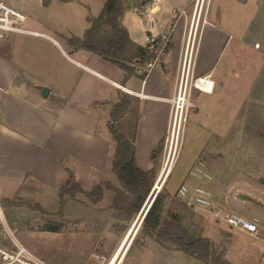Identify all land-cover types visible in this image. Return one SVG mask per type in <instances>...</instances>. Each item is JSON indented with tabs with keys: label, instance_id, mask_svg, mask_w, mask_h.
I'll return each instance as SVG.
<instances>
[{
	"label": "rangeland",
	"instance_id": "1",
	"mask_svg": "<svg viewBox=\"0 0 264 264\" xmlns=\"http://www.w3.org/2000/svg\"><path fill=\"white\" fill-rule=\"evenodd\" d=\"M2 1L19 10L21 6H27L26 20L20 24L24 29L47 31L45 20L47 16H51L60 33L52 34L67 49L70 47L66 38L83 37L88 27L86 20L80 18L75 10L70 15L62 0H53L50 6H47L48 0ZM170 1L153 0L149 4H159L163 8L160 14L152 15L154 26L148 10H129L125 22L131 37L140 43H146V37L150 33L159 35L167 25L171 26V21L165 15L168 9L164 8ZM194 1L189 0V16L192 15ZM202 3L196 48L203 34L205 20L209 22L208 19L229 29L234 37L231 39L232 44L228 45L220 57L214 76H209L214 82L212 92L193 89L192 106L178 142L173 169L162 188L164 177L157 183L158 188H161L160 192L166 196L163 217L171 213L174 215V211L179 217L182 214L185 224L199 227L202 235L213 241L216 249L234 264H264V183L259 181V176L264 175V0H201ZM72 6L70 5V9L74 8ZM23 33L0 30V45L10 63L12 61L11 70L14 64L17 65L12 85L20 93L22 103L17 109L24 117V129L32 136L43 139L49 136V126L46 127L44 122L39 123L36 118L40 116L39 112L53 113L58 108L56 104L43 103L33 85L36 81H52L55 72L58 74L55 76L58 81L61 79L59 74L66 67L60 52L51 41ZM166 37L171 44L170 35ZM171 49L172 46L169 51ZM122 92L132 97L134 109L126 116L125 121L117 124V128L121 131L125 123L133 136L140 118L139 107L134 94L124 90ZM11 99L7 95L5 105L10 104L9 107H12ZM101 113L98 125L100 132L106 125V119L108 127L110 121V115H105L103 111ZM34 125L38 129L37 133L32 132ZM108 132L112 135L111 131ZM166 144L165 136L160 148V161H155L153 166L159 171L157 178L163 169ZM32 153L21 152L20 158ZM40 153L43 157L48 155V152ZM57 153L54 152V157ZM114 153L106 152L104 165L97 171L86 168V164L70 157V153L67 157L63 154L58 165L54 162V168L74 166L83 175H92L88 180L82 181L83 185L80 184L86 192L107 182L121 187L112 170ZM40 163L45 162H38ZM68 172L70 178L74 172ZM67 181L62 184L59 182L56 186L36 179L35 175H28L20 189L13 182L4 194L8 197L18 195L23 200L31 201L32 206L38 204L45 210L54 212L59 207V190ZM181 184L202 187L212 193L217 203L245 216L257 218L260 224L258 237L217 222L207 210L197 207L183 210L179 205L182 197L179 193ZM238 193L250 195L260 204L239 200ZM1 195L2 204L5 197ZM77 196V201L67 204L64 226L59 231L46 230L42 213L38 209L32 211L25 207L26 209L17 213L15 225L8 221L13 235L48 264H108L119 250L121 252L115 264H199L183 251H167L162 248L156 237L146 236L142 232V225L137 229L140 224V218L137 217L141 210L129 218L127 212L120 211L113 205V190L106 189L103 198L97 202L91 201L87 194Z\"/></svg>",
	"mask_w": 264,
	"mask_h": 264
},
{
	"label": "crops",
	"instance_id": "2",
	"mask_svg": "<svg viewBox=\"0 0 264 264\" xmlns=\"http://www.w3.org/2000/svg\"><path fill=\"white\" fill-rule=\"evenodd\" d=\"M52 1L48 0L47 6H50ZM106 1L62 0L64 8L68 9L70 15H73L71 11L75 10L79 13L80 18L86 20L88 27L90 25L89 18L98 17ZM189 4V0H171L165 4L164 8L168 9L165 11V15L168 17V21H171V26L168 27L167 25L159 35L150 34L155 38L170 35L173 43L172 52L168 51L161 56L160 60L154 61L153 67L147 69L148 73L145 79L132 77L125 85L124 72L101 56L83 49H67L52 34L54 32L59 33V31L52 22L51 16H47L45 20V25L47 24L48 27L47 31L27 28L26 30L31 32H24L23 34L35 35L51 41L60 52L66 67V70L59 74L61 79L58 81L55 79V76H58L55 72L53 73L54 81H41V83L36 81L33 85L34 90L38 92V98L42 99L43 103H49V105L53 103L58 108L53 113L50 111L39 112L40 116L36 118L39 123L44 122L46 127L49 126V136L43 139L32 136L24 129V117L17 109L22 103L20 93L12 85L13 78L16 76L14 68L17 65L14 64V68L11 70L12 61L10 63L3 46L0 45V195L4 194L13 182H16L20 189L28 175H35L36 179L56 186L59 185V182L62 184L68 180V170L74 172L73 175L80 184L83 183V180H88L87 178L92 175H83L74 166L67 165V167L57 169V167L54 168V164L58 165L61 162L63 154L67 157V154L70 153V157L81 160L90 170L97 171L98 168H102L106 159V152H116L117 143L108 132L110 131L108 119L105 121L106 125H103L104 131L103 129H100L101 132L98 131L102 116L101 111L105 115H111L112 106L118 101L120 91L127 89L143 94L142 96L135 95L140 118L135 128L134 137L130 134L131 129L125 123L121 132L128 138L135 140L137 165L142 170L153 168L152 154L160 142L164 140L168 130L170 117L168 99L175 91L191 18L195 11L198 14L200 9V2L196 7L197 0H195L191 7L192 15L189 16L187 13ZM70 5H73L74 8L70 9ZM26 7V5L21 6L22 9L20 8V10L25 13ZM142 8L144 11H149L151 23L154 26L152 15L160 14L163 10L162 6L156 4L146 5ZM133 11L137 10L133 9ZM125 18L124 23L127 27ZM208 20L197 48L196 73L200 76L213 77L214 69L220 57L228 45L232 44L231 39L234 36L229 29L215 24L210 19ZM127 29L130 31L128 27ZM69 37L71 36L67 38ZM37 83L40 84L39 87ZM40 87L49 88V94L43 96ZM7 95L12 98L10 101L12 107H9L10 104L5 105L4 103ZM125 119L126 117L124 121ZM32 132H38L36 125H34ZM21 152L33 153L29 156H23L22 159L20 158ZM40 152H48V155L43 157ZM54 152H58L55 157ZM42 161L45 163L38 164ZM1 196L8 197L7 194Z\"/></svg>",
	"mask_w": 264,
	"mask_h": 264
},
{
	"label": "trees",
	"instance_id": "3",
	"mask_svg": "<svg viewBox=\"0 0 264 264\" xmlns=\"http://www.w3.org/2000/svg\"><path fill=\"white\" fill-rule=\"evenodd\" d=\"M152 2L153 0H107L101 14L89 18L90 25L83 37L66 38L68 46L72 50L83 49L99 55L120 68L124 72V85L132 77L145 79L148 63L161 58L173 47V43L171 41L169 44V39L163 36L146 44L136 42L125 26L124 18L129 10L141 11L142 7ZM133 102L130 95L120 91L118 101L112 106L109 121V129L117 143L112 170L121 187L107 182L97 185L91 192H86L71 174L67 183L59 190V207L56 211H47L38 204L32 206L31 201L23 200L18 195L5 197L2 206L7 221L15 225L19 211L25 207L32 211L38 209L42 213L43 221H46L45 229L59 231L64 226V211L69 202L77 201L78 194H87L91 201H100L106 189L114 191L113 205L120 211L127 212L129 218L139 213L153 189L159 171L155 167L142 170L137 165L134 138H128L117 128V124L133 110ZM161 146L162 141L152 154L154 162L160 161ZM165 203L166 196L159 192L142 223V232L146 236L156 237L158 244L167 251H183L195 258L199 264H234L216 249L213 241L202 235L199 227L185 224L182 214L179 218L172 213L163 217ZM179 205L183 210L191 208L182 199ZM4 241L10 243L7 238Z\"/></svg>",
	"mask_w": 264,
	"mask_h": 264
},
{
	"label": "built area",
	"instance_id": "4",
	"mask_svg": "<svg viewBox=\"0 0 264 264\" xmlns=\"http://www.w3.org/2000/svg\"><path fill=\"white\" fill-rule=\"evenodd\" d=\"M159 2L160 0H154ZM200 0H197L196 7ZM200 9L197 14H193L189 32L186 37L184 51L182 54L178 78L173 95L168 99L170 104L169 126L166 134V157L163 164L162 172L165 171L168 165L174 164L176 152L178 151V142L184 132L187 116L190 107L192 106V92L194 88L201 90L198 87V81L209 76H199L196 73V40L197 32L200 25ZM26 14L19 9L6 4L0 0V30L11 32H31L20 26L25 22ZM207 23V20H205ZM3 36V33H1ZM155 37L147 36V42H154ZM154 61L148 63L147 69L152 68ZM209 82V81H208ZM207 82V83H208ZM214 83V82H213ZM131 94L142 96V93L133 90H126ZM180 196L191 208L197 207L207 210L211 213L217 222L225 223L231 227L246 231L257 236L259 233L260 224L257 218H251L235 212L214 200L212 193L202 187H189L186 184H181L179 188ZM9 239L10 243L5 242V238ZM109 261L108 264H110ZM0 264H48L43 259L35 255L30 249L23 245L13 235L9 223L7 221L3 206L0 202Z\"/></svg>",
	"mask_w": 264,
	"mask_h": 264
},
{
	"label": "water",
	"instance_id": "5",
	"mask_svg": "<svg viewBox=\"0 0 264 264\" xmlns=\"http://www.w3.org/2000/svg\"><path fill=\"white\" fill-rule=\"evenodd\" d=\"M40 89L42 91V95L43 96H47L49 94V92H50V89L47 88V87H40ZM160 178H161V175H159V177L157 178V180H156V182H155V184L153 186V189H152L150 195L148 196L146 202L144 203V205H143V207H142V209H141V211H140V213H139V215L137 217V219L140 218V225L138 226L137 229H139V227L142 225V223H143V221L145 219V216L147 215V213H148V211H149L152 203L154 202V200L157 197L158 193L160 192L162 186L164 185V182H165L166 179L163 180V182L161 184V188H158L157 183L159 182ZM259 181L261 183H264V175H260L259 176ZM237 198L239 200H242V201H251V202H253L255 204H258V205L260 204V202L258 200H256L254 197H251L250 195H247V194H244V193H238L237 194ZM150 199H151V201H150L147 209L143 213L144 208H145L146 204L149 202ZM174 216L178 218L179 217V214L176 211H174Z\"/></svg>",
	"mask_w": 264,
	"mask_h": 264
},
{
	"label": "bare ground",
	"instance_id": "6",
	"mask_svg": "<svg viewBox=\"0 0 264 264\" xmlns=\"http://www.w3.org/2000/svg\"><path fill=\"white\" fill-rule=\"evenodd\" d=\"M200 4H201V0H200ZM209 81V82H208ZM208 82V83H207ZM213 86H214V83L212 81V79H209V77L207 78H204L203 80H200L198 81V87L201 88L202 91H205V92H212L213 90ZM173 169V165H168L165 169L164 172L160 173L161 175V178L164 177V179L167 178V176L170 175L171 171ZM160 178V180H161ZM159 180V181H160ZM154 195V194H153ZM150 203V202H149ZM149 205V204H148ZM147 205V207H148ZM147 209V208H146ZM140 225V224H139ZM121 252V250L118 251V253L110 260L111 263L110 264H115L116 261H117V258L119 256V253Z\"/></svg>",
	"mask_w": 264,
	"mask_h": 264
}]
</instances>
